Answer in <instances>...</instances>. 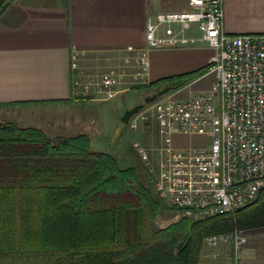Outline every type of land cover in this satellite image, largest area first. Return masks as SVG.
I'll use <instances>...</instances> for the list:
<instances>
[{"label": "trees", "instance_id": "1", "mask_svg": "<svg viewBox=\"0 0 264 264\" xmlns=\"http://www.w3.org/2000/svg\"><path fill=\"white\" fill-rule=\"evenodd\" d=\"M209 69L149 88L170 83L171 91ZM91 146L87 134L52 140L40 129L0 123V164L8 163L0 168V264H201L207 238L232 232L239 212L264 203L262 192L247 208L156 230L168 207L154 183Z\"/></svg>", "mask_w": 264, "mask_h": 264}, {"label": "built area", "instance_id": "2", "mask_svg": "<svg viewBox=\"0 0 264 264\" xmlns=\"http://www.w3.org/2000/svg\"><path fill=\"white\" fill-rule=\"evenodd\" d=\"M193 25L199 33L194 39L184 34ZM146 40V49L135 50L124 66L87 76L79 93L112 100L122 88L125 92L149 84L150 50L211 48L210 73L216 80L208 90L185 98L183 91L166 93L149 108L162 138L159 170L139 139L133 147L154 178L156 193L178 217L197 222L251 206L264 192V35H229L224 0H189L186 11L160 13L149 21ZM72 68H79L77 61ZM129 70L135 81H130ZM137 120L129 123L134 131ZM174 134L200 137L204 143L176 148ZM231 239L236 252L247 241L241 230ZM217 243V237L206 239L208 246Z\"/></svg>", "mask_w": 264, "mask_h": 264}, {"label": "crops", "instance_id": "3", "mask_svg": "<svg viewBox=\"0 0 264 264\" xmlns=\"http://www.w3.org/2000/svg\"><path fill=\"white\" fill-rule=\"evenodd\" d=\"M188 1L7 0L0 10V105H3L0 116L13 119L14 124L23 128L40 129L52 139L45 127L50 116L72 107L77 110L79 106L107 101L96 97L80 99V83L89 75L98 77L110 67L124 66L125 59L133 57L135 50L146 49L148 22L160 13L186 11ZM224 30L232 36L264 35V0H224ZM184 34L193 39L199 35L194 25ZM153 50L147 52L149 84L204 69L214 54L206 46L164 48L163 51L170 52L165 57L171 63L165 68L174 75L167 77L163 70L150 74ZM74 61L79 66L76 70L72 68ZM129 72L130 81H135L134 71ZM203 79L193 81L190 87ZM145 87L125 92L122 88L108 102L124 99L129 92ZM209 88H198L193 93ZM63 119L71 122L73 117ZM68 130L72 128L64 130L69 135ZM147 149L152 152V148ZM7 164H0V168L6 169ZM259 212L264 214V208L239 212L246 237L251 230L260 229L258 223L264 225ZM204 250L201 264H264V241L258 243L247 238L236 252L231 238L219 237L216 246L206 245Z\"/></svg>", "mask_w": 264, "mask_h": 264}, {"label": "rangeland", "instance_id": "4", "mask_svg": "<svg viewBox=\"0 0 264 264\" xmlns=\"http://www.w3.org/2000/svg\"><path fill=\"white\" fill-rule=\"evenodd\" d=\"M163 49L164 48H157L152 51L150 57L152 60L150 74L157 70H163L166 72L167 77L174 76L171 69L165 68L167 66H171L170 59L168 57H165V53L170 52L163 51ZM209 66L210 64L207 66V68ZM207 73L211 74L210 69ZM207 73L200 76L205 77V79L198 82L195 86L190 87L189 84H191L198 78L193 81L186 82L181 87L173 86L172 90L167 92V94L175 91H183V94L181 93V98H185L189 94L193 95V91H196L198 88L209 86L211 87L216 80L215 75H208ZM143 86L149 88L150 84L142 85L141 87ZM169 86H171L170 83H164L159 85L158 87H150L149 89H146L145 87L142 90L129 92L127 95H125L124 99H116L112 102H108L109 100H107L106 102H103L101 104L79 106L77 107V110L75 109V107H72L71 110H73H70L71 112H57V114L50 116L48 122L49 124H45V127L48 130L47 133L50 137L53 138L59 135L63 136L66 134L64 130L69 129L71 127L72 130H68L70 131V133L69 135L66 134V137H71L70 135L77 136L80 134H87L91 138L92 150L109 152L111 155L115 156L118 161H120L122 168L134 167L137 170L139 177L142 181L145 180L147 184L150 183V181L154 183V178L149 173L146 163H144V161L140 158V156L133 147V140L139 139V141L143 145L152 148V152L149 151L152 159V164L155 166L156 170H159L160 156L157 153V150L162 145V138L160 135L159 124L155 116H150V114L152 113L149 110L151 104L155 101L149 104H145L144 99L145 97L152 96L154 93H157L158 91L164 88H168ZM185 86H188L189 88H185ZM79 98L87 100V98L83 96ZM139 104H143V108L131 118V121L138 119V130L134 131L131 128V124H123L121 122V118L126 110L132 109L133 107ZM142 114H144L145 118L142 117ZM68 115L73 117V119H71V122L66 119L62 120L63 117H66ZM74 117H77V121H74ZM54 119L55 121L52 122ZM58 120H62L61 123H58ZM0 123H14V121L13 119L0 116ZM51 127L55 130L52 129L53 131H51ZM53 138L52 140H54ZM172 141L174 146L180 149H194L197 148L200 144L204 143V140L200 137L182 136L179 134H174L172 136ZM258 200L259 197L256 201ZM165 205L168 208H163V210L161 211L162 213L160 212L157 220H155L156 230L166 228L172 223L179 222L182 218H184L183 216L178 217L171 207H169L166 203ZM263 207L264 203H257L253 207L248 208L246 210H253V208L258 209ZM233 220L237 226H235V229L232 232L212 237H217L218 240L219 237L220 239H230L232 238V235L235 231H243L240 226L238 214L233 218ZM258 225L259 227L257 228L260 229L251 230L250 233L247 234V238L249 240H253L260 243L264 241V230L261 229L264 227V225H262V223H258ZM243 234H245L246 236L245 231H243ZM206 245L207 244H205V246ZM204 253L205 250L203 249L202 259Z\"/></svg>", "mask_w": 264, "mask_h": 264}, {"label": "water", "instance_id": "5", "mask_svg": "<svg viewBox=\"0 0 264 264\" xmlns=\"http://www.w3.org/2000/svg\"><path fill=\"white\" fill-rule=\"evenodd\" d=\"M7 0H0V10L3 8L4 4L6 3ZM169 92V88H164L157 93L153 94L152 96H147L144 99L145 104H149L153 101H155L158 97L166 94ZM143 104L136 105L132 109H128L125 111L124 115L121 118V122L125 125H128L130 123L131 118L136 115L142 108Z\"/></svg>", "mask_w": 264, "mask_h": 264}]
</instances>
